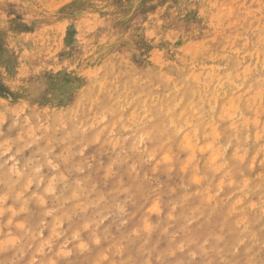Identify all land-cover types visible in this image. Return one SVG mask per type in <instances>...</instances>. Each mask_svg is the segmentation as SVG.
Instances as JSON below:
<instances>
[{"label": "rangeland", "instance_id": "374dc122", "mask_svg": "<svg viewBox=\"0 0 264 264\" xmlns=\"http://www.w3.org/2000/svg\"><path fill=\"white\" fill-rule=\"evenodd\" d=\"M0 84V264H264V0H0Z\"/></svg>", "mask_w": 264, "mask_h": 264}, {"label": "bare ground", "instance_id": "6f19581e", "mask_svg": "<svg viewBox=\"0 0 264 264\" xmlns=\"http://www.w3.org/2000/svg\"><path fill=\"white\" fill-rule=\"evenodd\" d=\"M238 50V49H237ZM123 54V53H122ZM223 56V55H222ZM139 58H141V57H139ZM143 58V57H142ZM128 59V58H127ZM219 60V59H218ZM222 60V59H221ZM119 61V60H118ZM161 65V64H160ZM144 66V65H143ZM202 68H203V66H202ZM145 69H147V68H145ZM192 70V69H191ZM166 72V71H165ZM170 74V73H169ZM161 76V75H160ZM195 76V75H194ZM193 76V77H194ZM168 77H170V76H168ZM129 78V77H128ZM137 78V77H136ZM171 78V77H170ZM146 80V79H145ZM151 80V79H150ZM168 80V79H167ZM188 80V79H187ZM134 82V81H133ZM145 82V81H144ZM147 82V81H146ZM189 82V81H188ZM181 84V83H180ZM183 84V83H182ZM188 84V83H187ZM198 84H200V83H198ZM1 85V84H0ZM93 85H94V83H93ZM196 85V84H195ZM99 88H100V86H98ZM214 87V86H213ZM190 88V87H189ZM170 91V90H169ZM258 91H260V90H258ZM91 92V91H90ZM201 92H203V91H201ZM170 93V92H169ZM219 93V92H218ZM225 93V92H224ZM259 93V92H258ZM99 94V93H98ZM260 94V93H259ZM258 94V95H259ZM218 96H219V94H218ZM262 98V97H261ZM92 101V100H91ZM214 101V100H213ZM222 102V101H221ZM238 105V104H237ZM221 108V107H220ZM240 111V110H239ZM235 112V111H234ZM225 113V112H224ZM235 113H237V110H236V112ZM188 115V114H187ZM191 115V114H190ZM216 115V114H215ZM192 116V115H191ZM230 116V115H229ZM239 116H241L240 114H239ZM3 117V116H2ZM224 117V116H223ZM5 121V120H4ZM228 121V120H227ZM212 122V121H211ZM214 122V121H213ZM212 124V123H211ZM232 124V123H231ZM230 124V125H231ZM249 124V123H248ZM232 126V125H231ZM210 127V126H209ZM212 127H213V125H212ZM211 127V128H212ZM9 128V127H8ZM90 128V127H89ZM212 131V130H211ZM215 134H216V131H215ZM196 136V135H195ZM205 137V136H204ZM212 137V136H211ZM214 137V136H213ZM187 139H189V137H187ZM213 139V138H212ZM184 140H185V138H184ZM166 141V140H165ZM204 142V141H203ZM206 142V141H205ZM185 143V142H184ZM140 144V143H139ZM163 144V143H162ZM186 144H187V141H186ZM189 144V143H188ZM213 144V143H212ZM189 146V145H188ZM212 147V146H211ZM155 148V147H154ZM210 148V147H209ZM215 152V151H214ZM216 152H217V150H216ZM216 156V153H214L213 154V156ZM209 156V155H208ZM238 156H239V154H238ZM168 158V157H167ZM166 158V159H167ZM171 158H172V156H171ZM212 158H214V157H212ZM216 159V158H215ZM162 160H164V158L162 159ZM171 160V159H170ZM211 161V160H210ZM112 163V162H111ZM211 163V162H210ZM215 163V162H214ZM219 163V162H218ZM215 164H217V163H215ZM214 167V166H213ZM218 167V166H217ZM217 167H214V168H217ZM38 168V167H37ZM78 168V167H77ZM184 168V167H183ZM70 170V169H69ZM91 170V169H90ZM67 173V172H66ZM42 174V173H41ZM2 175V174H1ZM63 175V174H62ZM64 176V175H63ZM146 176V175H145ZM136 178V177H135ZM28 179H30V177L28 178ZM61 181V180H60ZM49 182V181H48ZM41 187V186H40ZM26 189H28L27 187H26ZM62 189V188H61ZM37 190V189H36ZM36 190H35V192H36ZM111 190V189H110ZM17 193V192H16ZM17 194H19V193H17ZM53 194V193H52ZM114 196V195H113ZM184 197V196H183ZM36 200V199H35ZM60 200H62V199H60ZM70 200V199H69ZM127 200V199H126ZM58 201V200H57ZM56 201V202H57ZM154 205V204H153ZM10 206V205H9ZM8 206V207H9ZM5 207V206H4ZM31 208V207H30ZM158 208V207H157ZM150 209V208H149ZM11 211V210H10ZM50 214V213H49ZM56 217V216H55ZM91 218V217H90ZM8 220V219H7ZM7 222V221H6ZM17 224H18V222H17ZM20 224V223H19ZM19 226V225H18ZM9 238V237H8ZM10 239V238H9ZM7 240V239H6ZM11 240H13V239H11ZM9 241V240H8ZM41 244V243H40ZM36 250V249H35ZM61 251V250H60Z\"/></svg>", "mask_w": 264, "mask_h": 264}]
</instances>
